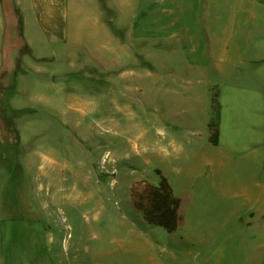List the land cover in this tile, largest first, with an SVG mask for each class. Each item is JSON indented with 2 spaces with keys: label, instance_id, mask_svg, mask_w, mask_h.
<instances>
[{
  "label": "rangeland",
  "instance_id": "374dc122",
  "mask_svg": "<svg viewBox=\"0 0 264 264\" xmlns=\"http://www.w3.org/2000/svg\"><path fill=\"white\" fill-rule=\"evenodd\" d=\"M137 1L131 20L100 23L129 46L120 71L134 75L112 85L68 84V45L26 12L33 57L55 60L25 84L81 98H29L20 116L7 104L15 70L0 82V140L18 142V168L9 160L1 180V264H41L37 251L44 264H264V0ZM36 72H59L56 86ZM156 169L181 200L172 233L132 204Z\"/></svg>",
  "mask_w": 264,
  "mask_h": 264
},
{
  "label": "crops",
  "instance_id": "0c3cea01",
  "mask_svg": "<svg viewBox=\"0 0 264 264\" xmlns=\"http://www.w3.org/2000/svg\"><path fill=\"white\" fill-rule=\"evenodd\" d=\"M139 4L137 0H0V82L7 76V73L12 69L15 70L12 89L7 101L10 111L16 115L19 113L20 116L28 115L33 110L31 106L33 100L29 98L34 97L42 101V104L38 103V105L48 108H50L48 102L57 100L58 98H55L59 95L63 100L81 98L76 88L70 90L66 88V85L58 88L57 96L53 97L46 93L42 94L41 89L33 90L31 86L25 84V79L38 68L39 63L55 60L52 57H33L30 42L25 40L29 26L27 11L35 16L37 28L42 35L48 36L53 42L68 45L67 68H70V72L63 70L61 78L68 77V84L81 87V84L97 83L99 78H105L104 82L112 85L117 82V78L134 75L133 73L123 74L120 71L124 60H127L125 53L129 49L128 41L123 34L115 40L107 34H100L99 27L100 23L106 19H116L120 22L131 20L137 15L136 9ZM13 30L15 31L14 40ZM18 39L27 49V54L21 56L19 60L17 57ZM82 49L85 53L83 56L78 53L83 52ZM64 67L66 66L64 65L63 69ZM36 73L41 75L39 72ZM58 76H60L59 72L51 79L49 76L41 75L44 84L49 85L48 87L56 86ZM82 89L88 92L86 88L82 87ZM33 91H37V96L32 95L35 94ZM57 112L59 113L57 115H66L65 109ZM14 124L15 132H17V125ZM5 160H8L7 164H4ZM9 160L15 162L14 167L16 166L17 169L18 142L0 140V189L1 180L6 177V174H10L6 170L12 169V167L9 168L11 166ZM1 231L0 226V264L2 260ZM34 240L39 241L40 236L35 235L32 241ZM29 255H35L33 259L41 264L48 259L43 251Z\"/></svg>",
  "mask_w": 264,
  "mask_h": 264
},
{
  "label": "trees",
  "instance_id": "16d2710c",
  "mask_svg": "<svg viewBox=\"0 0 264 264\" xmlns=\"http://www.w3.org/2000/svg\"><path fill=\"white\" fill-rule=\"evenodd\" d=\"M216 122L213 134L210 138L211 144H218L217 127L219 125V108L215 110ZM158 176L157 184L144 182L139 190L132 191L133 207L142 214L143 220L151 226L164 229L168 233L176 231L183 223L180 211L181 200L173 194L171 186L161 171L156 169Z\"/></svg>",
  "mask_w": 264,
  "mask_h": 264
}]
</instances>
